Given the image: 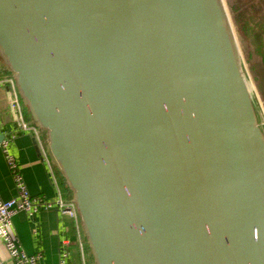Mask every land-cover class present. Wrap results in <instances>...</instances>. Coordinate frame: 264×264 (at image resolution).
Returning <instances> with one entry per match:
<instances>
[{
    "label": "water",
    "instance_id": "95a60500",
    "mask_svg": "<svg viewBox=\"0 0 264 264\" xmlns=\"http://www.w3.org/2000/svg\"><path fill=\"white\" fill-rule=\"evenodd\" d=\"M0 61L95 264H264V130L223 0H0Z\"/></svg>",
    "mask_w": 264,
    "mask_h": 264
},
{
    "label": "built area",
    "instance_id": "2783aa9c",
    "mask_svg": "<svg viewBox=\"0 0 264 264\" xmlns=\"http://www.w3.org/2000/svg\"><path fill=\"white\" fill-rule=\"evenodd\" d=\"M1 85L6 87L8 92L4 101L6 108L14 116V122L16 128H18L15 133H27L33 138L42 163H44L50 180L57 191L58 212L63 219H66L72 225L73 235H66L60 241L59 264H70L72 259L70 248L73 246L76 247L80 254L81 264H88L87 244L83 234L81 216L73 199L65 195L61 176L48 153L47 135L28 116V110L25 108L17 91L13 75L7 72L0 80ZM13 138L14 135L4 139L1 144L6 164H8L13 181L15 182L16 196L12 199L3 200L0 195V264H40L42 254H28L25 252L17 239V230L13 221L16 215L25 213L29 216H35L39 213L40 208H52L53 205L43 197H34L30 194L23 179L21 168L10 150V143L13 141Z\"/></svg>",
    "mask_w": 264,
    "mask_h": 264
},
{
    "label": "crops",
    "instance_id": "0c3cea01",
    "mask_svg": "<svg viewBox=\"0 0 264 264\" xmlns=\"http://www.w3.org/2000/svg\"><path fill=\"white\" fill-rule=\"evenodd\" d=\"M8 70L0 61V80ZM7 89L0 86V195L2 199H12L16 196L15 182L13 181L8 164H6L2 141L14 135L10 143V150L19 164L23 179L30 194L34 197H43L53 205L52 208L42 207L35 216L25 213L14 217L17 230V239L28 254H42L40 264H59L60 241L66 235L72 236V229L66 219H63L57 209L58 195L50 180L47 169L42 163L37 146L33 138L27 133L17 134L14 116L6 108L5 97ZM29 116V113H28ZM30 117V116H29ZM72 259L70 264H81L80 254L76 247H71Z\"/></svg>",
    "mask_w": 264,
    "mask_h": 264
},
{
    "label": "rangeland",
    "instance_id": "374dc122",
    "mask_svg": "<svg viewBox=\"0 0 264 264\" xmlns=\"http://www.w3.org/2000/svg\"><path fill=\"white\" fill-rule=\"evenodd\" d=\"M235 34L247 86L264 130V0H223ZM59 174L61 172L58 170ZM84 234V233H83ZM88 264H95L86 235Z\"/></svg>",
    "mask_w": 264,
    "mask_h": 264
},
{
    "label": "trees",
    "instance_id": "16d2710c",
    "mask_svg": "<svg viewBox=\"0 0 264 264\" xmlns=\"http://www.w3.org/2000/svg\"><path fill=\"white\" fill-rule=\"evenodd\" d=\"M261 1H262V0H260L259 3H261ZM263 62H264V55H263ZM60 176H61V179H62V186H63V188H64V191H65V195H66V197H68V198H70V199H73V198H72V195H71V192L69 191V189H68V187H67V184H66L65 180H63L61 174H60ZM69 227H70V229H72V225H71L70 223H69Z\"/></svg>",
    "mask_w": 264,
    "mask_h": 264
}]
</instances>
